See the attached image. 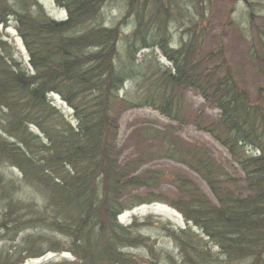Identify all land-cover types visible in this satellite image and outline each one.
<instances>
[{"label": "trees", "instance_id": "1", "mask_svg": "<svg viewBox=\"0 0 264 264\" xmlns=\"http://www.w3.org/2000/svg\"><path fill=\"white\" fill-rule=\"evenodd\" d=\"M53 1L66 12L64 21L50 18L38 0H0V26L14 20L28 55L27 62L19 59L15 45L0 36V169L12 170L0 171V234L15 242L19 233L37 232L0 250V264L50 253L71 258L47 264H264V111L239 86L222 47L203 54L197 23L187 30V43L172 47L178 0H124L125 15L112 27L102 24V13L114 0ZM152 49L171 67L138 63L137 54ZM211 60L217 66L209 69ZM128 83L138 84V99L122 96ZM188 89L218 110L217 121L196 114V127L229 151L243 179L184 143L173 126L138 129L136 153L124 155L118 143L124 110L148 107L185 125ZM152 157L192 170L214 200L179 173L172 176L177 198L150 194L160 176L144 171ZM141 189L149 200L131 196ZM136 199V207L165 204L184 217L187 228L169 232L177 258L160 263L128 252L142 238L137 222L123 226L118 217Z\"/></svg>", "mask_w": 264, "mask_h": 264}, {"label": "rangeland", "instance_id": "2", "mask_svg": "<svg viewBox=\"0 0 264 264\" xmlns=\"http://www.w3.org/2000/svg\"><path fill=\"white\" fill-rule=\"evenodd\" d=\"M38 2L43 5L50 18L57 21L66 19V12L58 8L53 0H38ZM178 2L181 13L178 15V21H175L171 26L172 47L177 49L187 43L190 39V32L187 30L197 23V31H204L198 42L203 48V54L210 53L211 50L217 49V46H221L239 86L248 92L252 100L258 102L264 111V0H178ZM125 3L124 0L110 2L102 13V24L106 27L116 25L125 15ZM202 13L205 14L201 19L200 14ZM132 26L133 21L130 20L123 27L126 32L125 36H129ZM4 35L9 44L15 45L17 57L19 59L24 58L27 62L28 55L22 40L18 36L13 19L10 20L7 28L0 26V36ZM125 41L122 43V48L126 45ZM197 49L198 47L195 48V51ZM150 59L155 60L162 69L171 67L168 59L157 50L152 49L137 54L138 63H144L143 60L149 62ZM215 66L217 64L214 63V60H211L210 64L207 65L209 69ZM127 93H130L131 99H138L140 96L138 84H126L124 92L121 94L123 96ZM52 100L68 119H73V111L59 97H53ZM182 101L186 111L187 123L185 125L174 124L148 107L126 108L119 120L118 133V143L124 155L133 156L136 153L139 136L134 132L138 129L148 128L164 131L173 126V130L177 131L176 136L184 143L205 150L217 166L232 178H242L241 169L229 151L210 134L196 127L198 123L196 114H203L202 117L206 121H217L219 118L218 110L205 102L199 92L195 90L184 91ZM246 150L247 155L253 152L251 147H247ZM0 171L6 174L12 172L11 169H0ZM144 171L152 172L155 176L160 175L157 181L159 184L155 188L156 191L150 194L159 195L158 193H161L167 198H177L175 187L172 184V176L179 173L196 183L210 199L214 200L209 188L196 173L172 160L152 157L146 162ZM237 180L242 183L241 179ZM147 192H149L147 189H141L134 194L132 193L131 196H139L138 198L149 200L146 195ZM238 192L237 195L240 194V191ZM139 201L140 199L134 200L128 206L130 209L127 210L129 211L124 212L121 219L122 222H125L123 226H130L137 222L138 234L136 233V235L142 238L141 246L132 250L129 249L128 252L136 255L138 259L158 260L157 262L160 263L167 260L168 257L177 258L178 252L169 232L187 228L186 220L180 213L165 204L153 203L136 207ZM36 234L37 232L33 231L19 233L14 242L11 241L14 237L4 238L1 233L0 250L12 249L25 236H36ZM70 258L71 256L67 254L57 256L50 253L40 259H30L24 264H47Z\"/></svg>", "mask_w": 264, "mask_h": 264}]
</instances>
